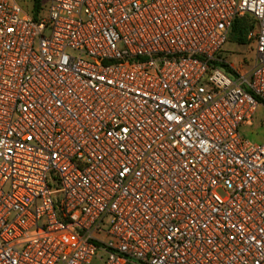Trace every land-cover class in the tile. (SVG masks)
Here are the masks:
<instances>
[{
    "label": "built area",
    "instance_id": "1",
    "mask_svg": "<svg viewBox=\"0 0 264 264\" xmlns=\"http://www.w3.org/2000/svg\"><path fill=\"white\" fill-rule=\"evenodd\" d=\"M34 4L0 0V264H264V0Z\"/></svg>",
    "mask_w": 264,
    "mask_h": 264
},
{
    "label": "rangeland",
    "instance_id": "2",
    "mask_svg": "<svg viewBox=\"0 0 264 264\" xmlns=\"http://www.w3.org/2000/svg\"><path fill=\"white\" fill-rule=\"evenodd\" d=\"M44 8L43 15H46V7L48 4V0H43ZM247 21V30L245 31L244 38L240 37L237 39V36H232L229 38L228 42L222 47L221 57L225 60H228L233 63H238L242 61H251L254 57L253 51V39L252 35L254 32V23L249 19L245 18ZM263 115V111L259 110V116ZM251 130H255V132H261L260 121L255 120L254 125L252 127H240V134L246 140L251 142H258V138H256L253 134H250ZM92 264H98L93 261Z\"/></svg>",
    "mask_w": 264,
    "mask_h": 264
},
{
    "label": "trees",
    "instance_id": "3",
    "mask_svg": "<svg viewBox=\"0 0 264 264\" xmlns=\"http://www.w3.org/2000/svg\"><path fill=\"white\" fill-rule=\"evenodd\" d=\"M39 9H40V0H35L34 15H36ZM245 18H249L252 21V18H250L248 15H245L242 18L236 19L232 25L228 40L232 36H237V39H240V37L244 38L245 31L247 30V27H248L247 21Z\"/></svg>",
    "mask_w": 264,
    "mask_h": 264
}]
</instances>
